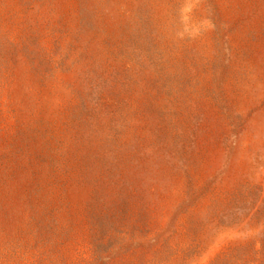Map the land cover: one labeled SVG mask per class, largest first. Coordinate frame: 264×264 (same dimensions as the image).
I'll return each instance as SVG.
<instances>
[{
  "label": "rangeland",
  "instance_id": "1",
  "mask_svg": "<svg viewBox=\"0 0 264 264\" xmlns=\"http://www.w3.org/2000/svg\"><path fill=\"white\" fill-rule=\"evenodd\" d=\"M0 264H264V0H0Z\"/></svg>",
  "mask_w": 264,
  "mask_h": 264
}]
</instances>
